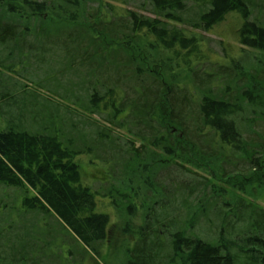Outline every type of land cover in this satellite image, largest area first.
Segmentation results:
<instances>
[{"label": "trees", "instance_id": "1", "mask_svg": "<svg viewBox=\"0 0 264 264\" xmlns=\"http://www.w3.org/2000/svg\"><path fill=\"white\" fill-rule=\"evenodd\" d=\"M119 1L85 16L90 0H0V186L21 194L13 213L0 210V264H74L24 215L54 218L82 254L101 258L115 226L98 200L128 196H99L80 156L104 167L106 183L119 171L143 188L119 264H264V209L254 204L264 200V71L243 54L264 58L263 0H144L151 16ZM228 16L243 55L213 64L185 29L208 32ZM34 62L57 64L41 81L68 78L76 92L60 86L55 107L45 99L38 110L16 72ZM18 83L23 102L10 96Z\"/></svg>", "mask_w": 264, "mask_h": 264}, {"label": "rangeland", "instance_id": "2", "mask_svg": "<svg viewBox=\"0 0 264 264\" xmlns=\"http://www.w3.org/2000/svg\"><path fill=\"white\" fill-rule=\"evenodd\" d=\"M90 4H88V11H85L84 14L87 16L88 12L93 13L97 10V12H100L99 10L103 5H105V2L107 0H90ZM124 4V7L126 9H130L134 12H137L139 14H144L145 16H151L150 14V6L146 4V1L144 0H122ZM264 6V0L262 1ZM120 1L118 3H114V5H121L123 4ZM191 14V13H190ZM255 14V13H254ZM261 17H264V11H260ZM189 17V16H186ZM190 18V17H189ZM187 19V18H186ZM91 24V23H90ZM238 22L234 17L228 16L225 21L208 32H202V31H195L190 28H186V32H189L191 34H194L198 37H201L203 49L205 53L208 55L209 60L213 62V64H227L229 60L231 59H239L240 56L243 54H246L250 61L244 62L245 66H252V67H258L257 72L264 71V58L261 57L258 52L255 51H247L242 54L241 49L239 48V44L237 43V37H236V31L238 29ZM242 54V55H241ZM45 59H49L51 55H43ZM25 57V56H24ZM40 58H42L39 55ZM43 59V58H42ZM51 60H53L51 58ZM29 63V61H28ZM27 64V61H26ZM49 64H52V62L46 63V65L39 67L36 62L30 64L25 70H23L22 66L19 65V71L16 70V72L24 77V84H28L29 86V94H31V97L36 98L38 100V110L42 109V106L40 103L43 102V100L47 99L51 101L53 104V107H55V104L58 103V93L59 95L66 94L64 93L65 90L61 87H71L73 84L66 82L68 78L61 79L59 75L55 76L54 79H61L60 82L56 83L57 80H49L47 82L41 81L44 79L45 75L51 72V73L57 72L56 70H59L60 67H57V64H52L50 68L48 69ZM73 78V77H71ZM70 78V81H73V79ZM17 80L22 81L23 79L18 78ZM54 81V82H53ZM73 82H78L76 79ZM13 83V82H11ZM30 83V85H29ZM55 83V84H53ZM18 85L16 92L10 93V96H14L17 100L23 102L24 99L27 96H24L21 94L22 92L19 90V87L22 88V84H16ZM37 85H40V89L37 88ZM59 85V86H58ZM61 86V87H60ZM71 90L72 93H75V87L72 86V88H68L67 91ZM55 92V93H54ZM57 93V94H56ZM36 95V97H35ZM57 95V96H55ZM52 104L47 105L46 108L49 109L52 107ZM13 113V109L11 110ZM60 111V110H59ZM62 112L64 110L61 109ZM66 112V111H65ZM60 116H65L63 113H60ZM72 121L77 122L78 118L76 116L73 117ZM3 128V125L0 123V129ZM31 128V127H30ZM32 129V128H31ZM34 129H37L34 128ZM82 129V128H81ZM88 132V130H87ZM121 148H124V145L122 142H120ZM136 146H138V143H136ZM93 158V156H92ZM79 164H81V167H79L81 170V175L83 177V180L86 184H88L93 190H95L99 196H105L108 191L112 190V187H115L120 193L127 194V198L123 200L122 197H118L115 200H117L118 205L112 206V204H108V197H104L102 199L98 200V204L101 210L105 211L106 213H109V217L111 219L110 223L111 226H115L112 230V233L110 235V243H107L105 247L102 250L101 258L91 257L88 254H82L81 246L77 244L73 239L68 236V233H61L60 232V226L58 225L57 221L50 217V218H41V216H35V215H24L18 218V221H21L26 224V226L30 227L31 224H45L47 226L44 227L45 230H49V234L51 235V238L49 235L47 237L52 240L51 247L55 251L59 257H62L63 251H71V256L69 257L71 260L74 261V264H119L122 262L124 256H123V250L126 247V245H130V242L127 244V238L129 235L126 233L128 230H126V227H128V224L130 223V215L128 213L129 205H132V207H137L138 204H132L135 201L138 203V197L143 196V188L140 186V184L135 181V178H132V176L128 175L124 177V175H121L118 171V174L113 176V179L110 183H106L107 175H102V172H105L104 167H101L97 163L94 162L91 163V158L87 156H80ZM137 169L136 164L131 169L132 172H134ZM192 169H194L192 167ZM195 170V169H194ZM211 168L207 165V174H210ZM197 171V170H195ZM133 174V173H132ZM107 176V177H106ZM132 178V183L127 184V180L129 178ZM215 185H218L221 187L220 183L215 182ZM128 186H131V189H133V192L128 190ZM233 190L228 188L227 190V197L231 198L233 194ZM130 194V195H129ZM138 196V197H137ZM243 198L245 197L242 196ZM21 194L20 191H17L13 188H6L4 186H0V210L1 213L7 214V213H13L14 208H19V205L21 204ZM247 198V197H246ZM255 205H257L260 208L264 209V200L258 199L254 202ZM99 211V209H98ZM142 212L138 211L134 215L137 216L136 219H140V214ZM44 219V220H43ZM45 233L47 231H44ZM133 247L134 244L131 243L130 247ZM238 252L240 247H236ZM81 254L84 256V258H80ZM244 258H240L238 264H243ZM105 262V263H104Z\"/></svg>", "mask_w": 264, "mask_h": 264}]
</instances>
